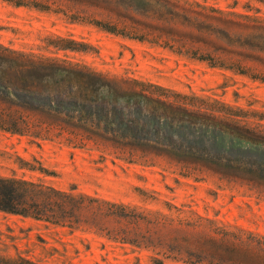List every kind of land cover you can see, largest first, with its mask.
<instances>
[{
    "label": "rangeland",
    "instance_id": "374dc122",
    "mask_svg": "<svg viewBox=\"0 0 264 264\" xmlns=\"http://www.w3.org/2000/svg\"><path fill=\"white\" fill-rule=\"evenodd\" d=\"M37 1L0 0V178L264 236V185L186 148L264 137V0ZM0 264L206 263L0 210Z\"/></svg>",
    "mask_w": 264,
    "mask_h": 264
},
{
    "label": "trees",
    "instance_id": "16d2710c",
    "mask_svg": "<svg viewBox=\"0 0 264 264\" xmlns=\"http://www.w3.org/2000/svg\"><path fill=\"white\" fill-rule=\"evenodd\" d=\"M11 1L17 5L29 3V0ZM31 1L42 8L47 7L37 0ZM9 83L15 97L20 101L27 102V95H41L32 90L26 91V88H17V82ZM3 89L5 94H10L7 86H3ZM56 101L61 102L59 99ZM43 103L48 108L55 107L51 109L60 111L61 106L58 103L52 104L51 100ZM199 118L208 119L202 116ZM240 128L243 133L236 138L237 141L231 139L223 148H209L202 139L203 144H189L187 151L200 158H217L218 165L225 169L223 173L264 185V137L255 134L250 128ZM189 141L192 143L193 139ZM234 142L236 143L233 146ZM253 148H261L263 153L260 156L247 154ZM0 210L65 224L72 228L84 225L96 229L108 239L156 249L158 253L183 257L191 262L264 264L262 235L220 226L208 228L198 220L173 218L159 211H140L135 206L81 193L74 195L33 181L0 178ZM176 210L178 211L177 208Z\"/></svg>",
    "mask_w": 264,
    "mask_h": 264
}]
</instances>
